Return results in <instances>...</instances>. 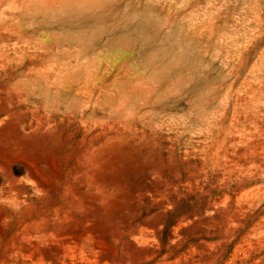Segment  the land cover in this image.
Masks as SVG:
<instances>
[{
    "label": "rangeland",
    "instance_id": "1",
    "mask_svg": "<svg viewBox=\"0 0 264 264\" xmlns=\"http://www.w3.org/2000/svg\"><path fill=\"white\" fill-rule=\"evenodd\" d=\"M0 264H264V0H0Z\"/></svg>",
    "mask_w": 264,
    "mask_h": 264
}]
</instances>
